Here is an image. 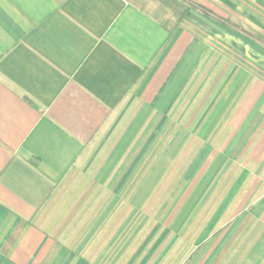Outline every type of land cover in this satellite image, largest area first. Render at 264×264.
Masks as SVG:
<instances>
[{"label": "crops", "instance_id": "1", "mask_svg": "<svg viewBox=\"0 0 264 264\" xmlns=\"http://www.w3.org/2000/svg\"><path fill=\"white\" fill-rule=\"evenodd\" d=\"M0 264H264V0H0Z\"/></svg>", "mask_w": 264, "mask_h": 264}, {"label": "rangeland", "instance_id": "2", "mask_svg": "<svg viewBox=\"0 0 264 264\" xmlns=\"http://www.w3.org/2000/svg\"><path fill=\"white\" fill-rule=\"evenodd\" d=\"M102 157H103L102 155H98V156L94 157L96 159V163H98V160L100 161ZM150 159H151V157L143 156L142 165L144 164V166H143L142 173L136 172L137 173V180H139L141 177H142V179H144L146 177V175L149 174L150 168H151V166H152V164L154 162V161L151 162ZM159 174L161 175L162 172L160 171ZM132 179H134V174H133V178ZM146 190L147 191H146V194L145 195L148 196L149 193H150V191H151V189L148 188ZM167 191H168V188L167 187L165 189H163V192L161 191L162 192V195L156 201V203L153 204L152 206L151 205H148V204H145V203L142 205L143 206V213L144 214H143V216L141 215L140 217H138L136 226H134V228H132V229L138 228L139 224L141 223L142 224V231H150V228H151L152 224L154 223V220L151 222V216H152L151 215L152 214L151 212L154 209L156 210V208H157V211H160L161 208L165 207L164 204H165V199H166ZM131 192L133 193V189L131 190V188H128V197H129V195H131ZM144 192H145V190H144ZM146 196H144V198ZM127 206H128V214L129 213L131 214V211L132 210H131V208L129 207L128 204H127ZM148 207H149V209H148ZM137 210H138V208H137ZM132 220H134V219H132ZM159 222L160 223L163 222V219H160Z\"/></svg>", "mask_w": 264, "mask_h": 264}, {"label": "trees", "instance_id": "3", "mask_svg": "<svg viewBox=\"0 0 264 264\" xmlns=\"http://www.w3.org/2000/svg\"><path fill=\"white\" fill-rule=\"evenodd\" d=\"M35 164H37V163L35 162Z\"/></svg>", "mask_w": 264, "mask_h": 264}]
</instances>
